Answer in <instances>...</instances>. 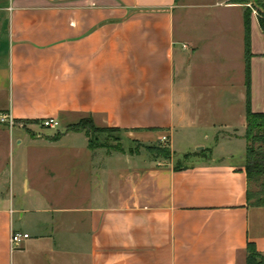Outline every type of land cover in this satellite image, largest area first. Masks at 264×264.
I'll use <instances>...</instances> for the list:
<instances>
[{
	"label": "crops",
	"instance_id": "1",
	"mask_svg": "<svg viewBox=\"0 0 264 264\" xmlns=\"http://www.w3.org/2000/svg\"><path fill=\"white\" fill-rule=\"evenodd\" d=\"M217 4L242 10L239 27L226 17L218 36L245 84L239 121L219 125L203 122L194 108L193 67L197 56H208L213 35H177L185 0H0V115L26 121L29 134L45 140L39 147L46 153L83 132H46L34 121L56 117L67 127L93 117L135 138L166 136L173 155L102 153L85 135L74 162L84 170L65 177L48 167L44 192L27 204H18L12 185L4 188L0 180V264H246L249 242L264 254V206L249 204L244 168V6ZM251 48L252 108L264 111V82L259 92L256 80V73L264 75L257 14ZM233 140L243 148L236 150ZM199 145L206 151L177 169L175 154ZM25 179L28 192L37 191L34 181L41 178ZM13 231L31 236L15 246Z\"/></svg>",
	"mask_w": 264,
	"mask_h": 264
},
{
	"label": "rangeland",
	"instance_id": "2",
	"mask_svg": "<svg viewBox=\"0 0 264 264\" xmlns=\"http://www.w3.org/2000/svg\"><path fill=\"white\" fill-rule=\"evenodd\" d=\"M185 1L188 4L187 7L177 10V35L179 37L181 35L199 37L213 35L206 45L208 56L206 57V54L197 56V67H193V81L191 85H193L196 92V104L194 108L202 116L203 122L210 120L217 125L225 120L238 122L241 108L245 110V102H241L240 100V96L245 92V84L241 81L243 71L231 64V62L236 60L234 58L235 55L225 60V54L223 49H221L223 40L219 38L220 36L218 34L224 33L221 32L224 25L221 22L226 17L230 18L234 27L237 26L238 28L242 10L240 8L228 9L224 5L220 6L217 4L218 0ZM225 1L229 2L231 0ZM253 12L255 15L258 13L256 9ZM233 34L239 37V30L236 29ZM183 53L182 43H178L177 61L180 62L183 60ZM228 64L233 67H227ZM183 71V67H177V73L181 74V78ZM186 79L189 81L188 72ZM256 80L258 85L257 90L261 92L264 75L262 73H256ZM27 124L26 121L15 120L14 125L17 127L14 128L6 123L0 122V180L4 188L8 189L12 185L18 204H27L28 201L37 198V192H44L45 185H43V177L47 175L44 171L48 167L54 166L65 177L71 174L75 175L76 172L84 170L75 167L74 162L78 158L76 155L81 154L80 149L79 151L77 149L86 145L87 140L89 143L90 139L94 144L93 150L102 151V153L119 152L133 155L140 154L152 160L166 158L160 154L158 148L166 147L164 142L167 139L164 140L162 138L158 141L155 139L143 140L135 138V136H132L127 131L110 129L112 128L110 126V128L104 126L106 127L105 130L95 131L91 129L90 137L84 132L73 133L55 144V153H46L39 147L42 141L45 140L29 134ZM45 130L46 132L57 133L61 130L70 129H68V126L65 127V125L61 124L58 128H46ZM198 132V134L203 133L200 129ZM205 134L206 132H204L203 140L207 142L208 139L205 138ZM85 135L87 136V140ZM19 139L22 142H19ZM232 145L236 150L243 148L239 140H233ZM195 149L198 150V147H195ZM87 153L86 151L83 152L82 159L86 160ZM47 155H52V157H46ZM170 158H173V155ZM175 161L177 163V158ZM40 164H42V167H40ZM36 175L42 179L40 181H34L37 191L33 189L28 192L25 178L30 176L32 179Z\"/></svg>",
	"mask_w": 264,
	"mask_h": 264
},
{
	"label": "trees",
	"instance_id": "3",
	"mask_svg": "<svg viewBox=\"0 0 264 264\" xmlns=\"http://www.w3.org/2000/svg\"><path fill=\"white\" fill-rule=\"evenodd\" d=\"M244 6L245 23V56H246V86H247V129L245 138L247 141L246 154L244 158V168L248 179V202L251 205L264 206V111H255L252 108V72L251 58L253 56L251 48V24L254 9L257 10V17L261 29L264 32V0H232ZM39 123L40 120L34 121ZM107 128H110L107 126ZM68 129L78 132H84L90 137L91 129L105 130L106 127L95 123L93 117H84L75 123L68 125ZM110 129L122 130L118 127ZM89 146L94 149L93 141L89 140ZM164 146V145H163ZM166 146V145H165ZM160 154L166 158L172 155L171 149L166 147L158 148ZM206 151L198 150L194 153L175 154L177 169L187 166L192 155L203 154ZM246 264H264V254H262L255 243L249 242L247 247Z\"/></svg>",
	"mask_w": 264,
	"mask_h": 264
},
{
	"label": "built area",
	"instance_id": "4",
	"mask_svg": "<svg viewBox=\"0 0 264 264\" xmlns=\"http://www.w3.org/2000/svg\"><path fill=\"white\" fill-rule=\"evenodd\" d=\"M0 122L6 123L11 127H14L15 125V119H13L11 116L7 114H1L0 115ZM61 121L59 118L56 117H47L44 119H41L39 122V125L41 127L45 128H58L61 126ZM164 140L167 139L166 136L163 137ZM30 234L27 232H22V231H13L11 235V242L13 245L17 246L19 245L22 241L25 239L30 238Z\"/></svg>",
	"mask_w": 264,
	"mask_h": 264
},
{
	"label": "water",
	"instance_id": "5",
	"mask_svg": "<svg viewBox=\"0 0 264 264\" xmlns=\"http://www.w3.org/2000/svg\"><path fill=\"white\" fill-rule=\"evenodd\" d=\"M202 149H204V146H199L198 147V150H202Z\"/></svg>",
	"mask_w": 264,
	"mask_h": 264
}]
</instances>
